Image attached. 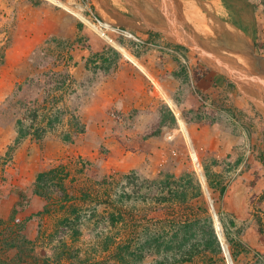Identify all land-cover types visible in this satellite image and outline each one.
<instances>
[{"label": "rangeland", "instance_id": "obj_1", "mask_svg": "<svg viewBox=\"0 0 264 264\" xmlns=\"http://www.w3.org/2000/svg\"><path fill=\"white\" fill-rule=\"evenodd\" d=\"M14 1L0 0V264H264V0L197 7L205 50L257 85L162 35L126 24L143 43L121 52Z\"/></svg>", "mask_w": 264, "mask_h": 264}, {"label": "crops", "instance_id": "obj_2", "mask_svg": "<svg viewBox=\"0 0 264 264\" xmlns=\"http://www.w3.org/2000/svg\"><path fill=\"white\" fill-rule=\"evenodd\" d=\"M21 1L23 0H16L14 3H21ZM193 1L133 0L131 6L124 2L121 3L122 5H113L109 0H92V3L95 10L101 5L102 10L105 8L109 12L111 18L104 16L103 18L106 20L119 21L120 25L129 24L134 28L138 27L147 32L162 35L168 42H176L178 45L194 51L186 43L205 48L202 45L203 40L198 37L200 31H198L197 23L199 18L197 7H199L200 1L204 0ZM104 2L106 7H104ZM190 2L193 4L190 5ZM109 3L112 6L108 5Z\"/></svg>", "mask_w": 264, "mask_h": 264}, {"label": "built area", "instance_id": "obj_3", "mask_svg": "<svg viewBox=\"0 0 264 264\" xmlns=\"http://www.w3.org/2000/svg\"><path fill=\"white\" fill-rule=\"evenodd\" d=\"M52 5L67 12L77 19L80 25L104 41L106 46L124 51L125 42L143 43V39L134 33L130 28L109 21L100 16L88 0H33ZM151 81V93L155 96H163L164 92L158 82L149 78ZM196 167L200 168L199 162Z\"/></svg>", "mask_w": 264, "mask_h": 264}, {"label": "water", "instance_id": "obj_4", "mask_svg": "<svg viewBox=\"0 0 264 264\" xmlns=\"http://www.w3.org/2000/svg\"><path fill=\"white\" fill-rule=\"evenodd\" d=\"M222 44H227L226 40L220 39L219 41ZM241 42V41H240ZM242 45V47L247 50L250 54V56L252 58H254L255 60L258 61V63L260 64L261 61V57L262 56H258L255 52V46H250L248 43L246 42H241L240 43ZM186 45L191 48L192 50H194V52H196L197 54H199L202 58H204L205 60L208 61V63H210L212 66H214V68L220 72H222L223 74L232 76L236 81H240V82H252V84L257 85V84H261L263 83V81L256 76L255 74L250 73L247 70L246 66H243L242 64H240L238 61L229 58L227 55H225L223 52H221L220 48L216 49V52L214 54L208 52L207 50L200 48L196 45H191L189 43H186ZM225 59H231V62H226ZM258 67L261 66L259 65ZM238 79V80H237ZM258 92V98L254 97L252 99L255 100L256 103H258L260 106H262L264 108V89H262L261 87H257ZM251 98V96H250Z\"/></svg>", "mask_w": 264, "mask_h": 264}, {"label": "trees", "instance_id": "obj_5", "mask_svg": "<svg viewBox=\"0 0 264 264\" xmlns=\"http://www.w3.org/2000/svg\"><path fill=\"white\" fill-rule=\"evenodd\" d=\"M239 28L242 30V31H244L245 33H247V31H248V28H245V27H241V26H239ZM256 31V30H255ZM254 40H255V38L254 37H252ZM21 133V132H20ZM22 134V136H25V134H23V132L21 133Z\"/></svg>", "mask_w": 264, "mask_h": 264}, {"label": "flooded vegetation", "instance_id": "obj_6", "mask_svg": "<svg viewBox=\"0 0 264 264\" xmlns=\"http://www.w3.org/2000/svg\"><path fill=\"white\" fill-rule=\"evenodd\" d=\"M241 30V29H240ZM244 32V31H243ZM245 33V32H244ZM245 34H247V33H245ZM255 46V45H254ZM255 52H256V46H255Z\"/></svg>", "mask_w": 264, "mask_h": 264}]
</instances>
